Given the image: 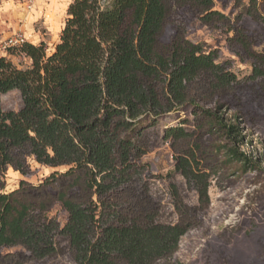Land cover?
Returning a JSON list of instances; mask_svg holds the SVG:
<instances>
[{"label": "trees", "instance_id": "trees-1", "mask_svg": "<svg viewBox=\"0 0 264 264\" xmlns=\"http://www.w3.org/2000/svg\"><path fill=\"white\" fill-rule=\"evenodd\" d=\"M217 1L238 12L226 15L214 0H72L51 54L43 42L12 47L31 61L19 69L0 53V96L18 90L22 99L16 112L0 106V264L48 257L59 238L74 264H183L179 240L207 209L210 178L234 164L243 174L258 169L241 150L240 112L227 114L248 87L264 93V0ZM192 19L232 32L236 55L251 63L247 78L187 38ZM171 113L184 117L162 138L198 197L187 207L174 195V224L159 221L142 162L150 153L144 132ZM31 161L65 170L6 192L7 170L29 176ZM56 205L63 225L48 216ZM12 248L21 250L4 253Z\"/></svg>", "mask_w": 264, "mask_h": 264}, {"label": "rangeland", "instance_id": "rangeland-1", "mask_svg": "<svg viewBox=\"0 0 264 264\" xmlns=\"http://www.w3.org/2000/svg\"><path fill=\"white\" fill-rule=\"evenodd\" d=\"M24 1L0 0V53L19 69L30 67L31 61L17 49L5 48L6 40L22 35L31 44L43 42L46 54L49 55L58 42L66 18L65 10L58 12L57 18L50 24L40 19L35 21V13H29ZM109 1L101 0V3L107 5ZM214 1L216 9L226 15L233 17L238 12L235 10L231 13V5L223 10L218 1ZM37 5L44 4L33 0L32 7L36 8ZM245 23L248 30L262 36L259 25L248 19ZM186 34L190 41L216 49L219 60H229L239 80L250 75V61L244 55L240 59L234 51L236 49L232 48L233 44L228 41L232 32L212 29L192 19L186 27ZM261 49L260 45L254 46L255 51ZM239 105V108L229 107L227 116L231 117L235 111L240 112L245 134L241 150L253 158L258 169L243 174L237 169L239 165L234 164L225 175L210 178L207 209L198 212L199 218L195 225L179 240L176 258L183 264H224L225 259L233 264H264V93L250 86L244 90ZM0 106L3 111H18L22 107L19 91L11 90L2 94ZM183 117V114L171 113L144 132L150 153L143 157L142 162L147 164L146 170L153 177L149 180V192L160 205L158 219L162 223L174 224L179 219L174 207L176 193L185 206H198L197 193L188 189L184 178L174 171L172 149L162 138L164 128L176 125ZM30 165L29 176H22L11 168L7 170L4 176L6 192L17 189L21 180L37 185L53 171L65 170L49 168L33 161ZM234 171L235 176L231 179L228 175ZM48 216L54 217L61 225L66 219V213L59 205ZM57 244L61 248L54 254L39 260H27L23 264H74L65 248L66 242L59 238ZM20 250L12 248L4 253Z\"/></svg>", "mask_w": 264, "mask_h": 264}, {"label": "crops", "instance_id": "crops-1", "mask_svg": "<svg viewBox=\"0 0 264 264\" xmlns=\"http://www.w3.org/2000/svg\"><path fill=\"white\" fill-rule=\"evenodd\" d=\"M24 2H26V0ZM39 2L44 4L42 5L43 7L41 5H37V7L33 8L30 13H35V21H37V19H40V21L46 24H50L57 18L56 14L58 12H63L66 10L71 0H39Z\"/></svg>", "mask_w": 264, "mask_h": 264}, {"label": "built area", "instance_id": "built-area-1", "mask_svg": "<svg viewBox=\"0 0 264 264\" xmlns=\"http://www.w3.org/2000/svg\"><path fill=\"white\" fill-rule=\"evenodd\" d=\"M33 5V0H26V9L31 10ZM25 42V39L23 38L22 35H15L12 37H9L6 42H5V48H12V47H17L20 46Z\"/></svg>", "mask_w": 264, "mask_h": 264}, {"label": "bare ground", "instance_id": "bare-ground-1", "mask_svg": "<svg viewBox=\"0 0 264 264\" xmlns=\"http://www.w3.org/2000/svg\"><path fill=\"white\" fill-rule=\"evenodd\" d=\"M33 10V7L31 8V10L29 11V13Z\"/></svg>", "mask_w": 264, "mask_h": 264}]
</instances>
